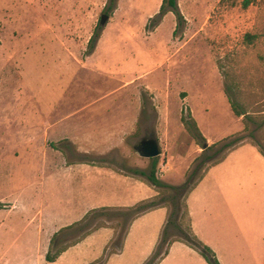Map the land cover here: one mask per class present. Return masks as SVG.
I'll return each instance as SVG.
<instances>
[{
    "label": "rangeland",
    "instance_id": "obj_1",
    "mask_svg": "<svg viewBox=\"0 0 264 264\" xmlns=\"http://www.w3.org/2000/svg\"><path fill=\"white\" fill-rule=\"evenodd\" d=\"M108 3L0 0V151H8L0 181L8 192L39 175L29 164L50 144L69 161L134 174L153 163L135 146L155 136L158 168H169L159 175L178 184L197 181L228 152L227 143L263 144L264 0H178L179 26L174 13L159 16L162 0H115L111 11ZM102 14L110 16L106 25ZM91 114L130 116L131 133L109 151L77 154L65 136ZM27 143L35 160L15 151ZM101 213L86 228L123 222ZM79 228L63 233L59 246L79 237Z\"/></svg>",
    "mask_w": 264,
    "mask_h": 264
},
{
    "label": "crops",
    "instance_id": "obj_2",
    "mask_svg": "<svg viewBox=\"0 0 264 264\" xmlns=\"http://www.w3.org/2000/svg\"><path fill=\"white\" fill-rule=\"evenodd\" d=\"M120 116H82L74 136L66 134L65 138L80 155L109 151L125 133H131L130 116ZM4 149L0 151V163L6 159L8 151ZM15 149L36 158L34 147L28 143ZM39 153V163L29 164L31 169L38 168L36 178L12 192L4 189V180L0 181V264H98L106 249L105 264H144L160 240L168 207L136 218L121 250H110L116 229L109 225L71 245L56 261H47L54 235L89 211L131 207L155 197L158 190L145 177L132 172L90 160L69 161L62 148L51 144L40 147ZM13 156L21 158L18 153ZM164 168H168L166 164L159 169L162 177ZM187 202L194 232L221 264H264V154L256 144L244 142L211 165ZM159 264L209 263L198 250L175 241Z\"/></svg>",
    "mask_w": 264,
    "mask_h": 264
},
{
    "label": "trees",
    "instance_id": "obj_3",
    "mask_svg": "<svg viewBox=\"0 0 264 264\" xmlns=\"http://www.w3.org/2000/svg\"><path fill=\"white\" fill-rule=\"evenodd\" d=\"M114 3L115 0H110V3L107 4V10L109 11L113 10L116 7V4ZM168 12H172L176 15L178 21L177 25L179 26L183 21V15L181 14V11L179 9L178 0H162L159 16L162 17L166 15ZM100 35H101L100 33L97 35L94 34L91 37L89 41V45L90 46L92 45V48H95L97 39H99ZM246 37L249 38L252 37V35L248 33ZM189 116L190 119H192V116L191 115ZM183 121L184 122L188 121L187 116L185 115L183 116ZM195 122L196 121L193 120V123ZM196 127L198 128L200 134H202L197 124ZM215 144L216 143H214L208 148H211ZM239 145H240L239 143H227L225 147L228 148V152H226V154L214 164L223 160L231 150H233ZM256 145L259 147L260 151L264 154V142L261 145L260 144H256ZM152 160L153 163L150 171L147 172L144 170H136L134 171V174L145 177L146 180L158 190V195H156L153 198L143 200L131 207H102L89 211L80 221L61 229L58 233L54 235L51 242V248L46 255L47 261L49 262L56 261L57 258L71 245L78 243L93 231L101 227L109 226L106 222L104 223L101 221L95 224L94 226H89L88 228H86L87 221H89L93 217H97V215L101 212H102L101 215H106L108 213L111 216L120 217L121 219H123V222L118 223L117 226L112 225V227L116 229L114 242H117L118 244L117 250H121L124 246V241L129 232V228L132 222L136 218H138L139 216H141L142 214L148 211H151L158 207L165 206L168 207V217L164 225L162 234L160 236V240L154 252L150 256V258L146 260L144 264H159L162 261V259L169 253L170 247L175 241H183L188 245H190L192 248L198 250L206 258L209 264H221L216 253L208 245H206L194 232L192 226V217L190 215V210L187 202L189 193L197 186L200 180L204 177L205 173L197 181H192L188 177L182 184L171 185L169 183L164 182L161 179L159 175L157 158L156 157L152 158ZM210 160H213V158L208 157L207 161ZM163 192L169 195L164 196ZM74 228H79V230H81L82 232L81 235L59 246L60 235L65 231ZM121 229L123 233L121 235V238H119L118 233L121 232ZM55 248L56 250L54 251ZM107 255H108V251L106 249L102 257L96 262L105 264Z\"/></svg>",
    "mask_w": 264,
    "mask_h": 264
},
{
    "label": "water",
    "instance_id": "obj_4",
    "mask_svg": "<svg viewBox=\"0 0 264 264\" xmlns=\"http://www.w3.org/2000/svg\"><path fill=\"white\" fill-rule=\"evenodd\" d=\"M109 18L110 16L108 14H102L100 20L101 25H106ZM135 148L138 154L145 158H154L162 154V148L155 136L141 138Z\"/></svg>",
    "mask_w": 264,
    "mask_h": 264
}]
</instances>
